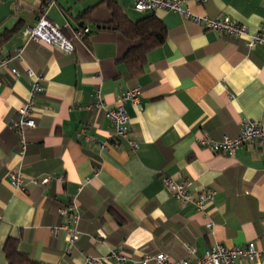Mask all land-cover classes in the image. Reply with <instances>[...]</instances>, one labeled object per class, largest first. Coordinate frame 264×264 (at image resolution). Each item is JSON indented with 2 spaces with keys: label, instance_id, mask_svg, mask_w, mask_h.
<instances>
[{
  "label": "crops",
  "instance_id": "crops-1",
  "mask_svg": "<svg viewBox=\"0 0 264 264\" xmlns=\"http://www.w3.org/2000/svg\"><path fill=\"white\" fill-rule=\"evenodd\" d=\"M44 1L0 0L1 57L23 44V30L36 23ZM111 3L132 22L153 15L166 28L164 43L148 52L137 79L120 60L134 42L106 27ZM183 9L193 16L227 17L250 34L264 21V0L187 1ZM46 19L68 38L80 27L89 33L72 40L71 54L31 41L22 61L12 63L16 77L0 70V264H6L2 247L9 237L18 240L20 253L42 264H84L85 255L114 264L111 250L131 259L164 253L177 261L192 257L186 246L201 256L217 243L254 242L264 251L261 148L254 143L216 154L198 144L203 136L236 137L243 121L264 115V44L248 50L243 40L204 29L177 12L137 13L131 0H56ZM26 69L42 78L44 91L35 98V127L26 132L21 154L9 124L29 94ZM135 86L141 110L124 105L129 139L138 144L132 151L114 136L104 112L88 106L97 90L114 107ZM18 170L23 191L12 188L8 177ZM164 177L188 180L190 193L210 190L214 198L202 212L183 205ZM46 178L51 180L41 184ZM71 199L80 234L69 247L66 233L54 229L66 222L57 210ZM235 264H264V255Z\"/></svg>",
  "mask_w": 264,
  "mask_h": 264
},
{
  "label": "built area",
  "instance_id": "built-area-1",
  "mask_svg": "<svg viewBox=\"0 0 264 264\" xmlns=\"http://www.w3.org/2000/svg\"><path fill=\"white\" fill-rule=\"evenodd\" d=\"M132 8L137 13H147L155 10L173 11L181 14L185 18H191L193 21L200 24L204 29L216 31L233 39L243 40L248 50H252L259 45L264 44V21L259 25L258 30L254 34H250L248 29L231 21L227 17L208 18L206 16H193L183 9V5L187 1L204 3L206 0H131ZM56 0H45L40 8L37 21L32 26H27L23 30V44L17 47L12 55L0 56V70L8 71L12 76H17V70L12 66L14 61L21 62L23 59V51L29 42L43 43L50 47L56 48L66 54H71L74 50L72 40L81 41L83 37L89 33L88 27L76 28L72 31V38L66 37L59 25L53 24L46 19L47 11L55 4ZM25 74L31 79L29 94L26 97L24 104L17 110V117L10 121L9 127L18 137L20 153L23 154L26 150V132L35 127L33 118V107L35 98L43 93L44 89L41 85L42 78L36 75L31 69H26ZM95 102L88 106V109L102 110L105 118L111 123L114 136L118 139L128 142L130 149L135 151L138 144L129 139L130 135V120L125 113L124 105L131 103L138 110H141L140 103V88L132 87L124 93L120 94L114 107L106 106L100 96L99 91L95 92ZM256 143L264 156V115L258 120H245L241 123L240 132L236 137L230 138L224 136L221 140L216 141L207 136H203L198 140V144L216 154H232L239 148L245 145ZM106 149V145L100 146ZM264 172V160L262 165ZM8 177L10 185L17 190H24L22 184L21 171H9ZM51 178L44 179L41 184L50 181ZM33 184L37 182L31 180ZM163 183L172 196L181 204L192 203L198 211H203L204 206L211 202L214 198L213 191L204 190L197 195L188 191L190 181L184 180L177 182L171 177H164ZM57 213L66 218V222L54 229V233L58 230H63L66 233L68 246L71 247L79 237L77 223L80 219V214L77 209L74 199H71L67 204L62 205L57 210ZM210 226V225H207ZM186 251L192 257L183 258L177 261H170L168 255L164 253H148L144 252L138 259H131L127 255L111 250L108 254L114 264H235L237 260L254 261L264 255V251L256 248L254 242H248L240 246L227 247L217 243L207 248L201 256H195V249L186 246ZM84 264H101L98 257L85 255Z\"/></svg>",
  "mask_w": 264,
  "mask_h": 264
},
{
  "label": "trees",
  "instance_id": "trees-1",
  "mask_svg": "<svg viewBox=\"0 0 264 264\" xmlns=\"http://www.w3.org/2000/svg\"><path fill=\"white\" fill-rule=\"evenodd\" d=\"M111 18L106 27L121 34L125 39L134 42L120 60L124 63L128 76L137 79L144 72L147 54L160 47L166 39L164 24L153 15L146 16L138 21L129 20L122 10L115 4H110ZM18 26L12 28L8 35L15 33ZM9 36L5 35L4 39ZM2 252L6 264H42L31 260L27 255L18 250V240L7 238L3 244Z\"/></svg>",
  "mask_w": 264,
  "mask_h": 264
}]
</instances>
